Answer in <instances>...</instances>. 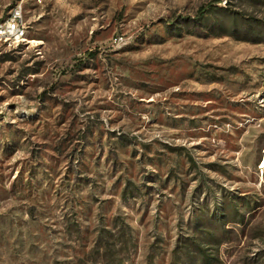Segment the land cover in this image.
<instances>
[{
  "label": "rangeland",
  "instance_id": "1",
  "mask_svg": "<svg viewBox=\"0 0 264 264\" xmlns=\"http://www.w3.org/2000/svg\"><path fill=\"white\" fill-rule=\"evenodd\" d=\"M209 1L0 0V264H264V0Z\"/></svg>",
  "mask_w": 264,
  "mask_h": 264
},
{
  "label": "built area",
  "instance_id": "2",
  "mask_svg": "<svg viewBox=\"0 0 264 264\" xmlns=\"http://www.w3.org/2000/svg\"><path fill=\"white\" fill-rule=\"evenodd\" d=\"M9 16V25L6 28L0 29V32L9 33V41H2L10 44H16L20 40V34L25 33V25L21 18V12L19 9H14Z\"/></svg>",
  "mask_w": 264,
  "mask_h": 264
},
{
  "label": "trees",
  "instance_id": "3",
  "mask_svg": "<svg viewBox=\"0 0 264 264\" xmlns=\"http://www.w3.org/2000/svg\"><path fill=\"white\" fill-rule=\"evenodd\" d=\"M222 0H211L203 5H201L196 13L193 15L192 20L193 21H197L200 22L204 19V17L206 16V14L213 8L216 6L217 3L221 2Z\"/></svg>",
  "mask_w": 264,
  "mask_h": 264
},
{
  "label": "bare ground",
  "instance_id": "4",
  "mask_svg": "<svg viewBox=\"0 0 264 264\" xmlns=\"http://www.w3.org/2000/svg\"><path fill=\"white\" fill-rule=\"evenodd\" d=\"M0 29H2V28H0ZM0 33H2V34H6L5 32H0Z\"/></svg>",
  "mask_w": 264,
  "mask_h": 264
}]
</instances>
